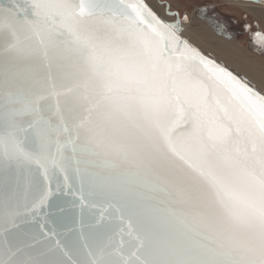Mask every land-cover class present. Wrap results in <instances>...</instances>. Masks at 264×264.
<instances>
[{"label":"snow or ice","instance_id":"1","mask_svg":"<svg viewBox=\"0 0 264 264\" xmlns=\"http://www.w3.org/2000/svg\"><path fill=\"white\" fill-rule=\"evenodd\" d=\"M171 8L0 0V264H264V95Z\"/></svg>","mask_w":264,"mask_h":264},{"label":"rangeland","instance_id":"2","mask_svg":"<svg viewBox=\"0 0 264 264\" xmlns=\"http://www.w3.org/2000/svg\"><path fill=\"white\" fill-rule=\"evenodd\" d=\"M169 3H171V5H172L171 11H180L184 15L186 14L188 16L189 22L187 24L190 25L192 30L200 32V31H205L204 29H207L208 32H210L209 35L211 36V39L209 40V42L211 44H215V46H217L218 42H220L222 40H224L228 43H231L233 46H235V48H237L239 50V52L242 54V57L244 59H246L248 62L252 63L253 65H255L258 68V70L264 74V57H260V56L256 55L255 53H253L250 49H248L244 39H241V40L236 42V41H232L226 37H223L221 35L216 34L202 20L196 18L194 13H195L196 9H198L199 7H201L203 5L213 4V5L220 6L219 9H221L222 14L231 18L232 20L243 21L245 19V20H249L252 22L253 21H257L259 23L261 22V25L264 29V22H262L259 18L252 16V14L250 12L244 10V8L233 6L232 4H230V2H227V0L226 1L225 0H157L158 5L155 7L154 10L157 11V13H159L162 8L164 10H166L167 5H169ZM247 3H249V2H247ZM255 5H257L259 7L264 6V4L263 5L255 4ZM187 24H185V25H187ZM198 48L201 51H203L205 53H209L212 56H214L215 58H217L214 54L210 53L209 51H205L200 47H198ZM217 60H219V59L217 58ZM229 68H231V67H229ZM231 69H233V68H231ZM239 74H241V73H239ZM241 75L244 76L243 74H241ZM258 89L264 93V90H262L260 87Z\"/></svg>","mask_w":264,"mask_h":264},{"label":"bare ground","instance_id":"3","mask_svg":"<svg viewBox=\"0 0 264 264\" xmlns=\"http://www.w3.org/2000/svg\"><path fill=\"white\" fill-rule=\"evenodd\" d=\"M146 2L149 3L154 9L158 5L157 0H146ZM227 2H230V4L233 6L244 8V10L250 12L252 15H255L258 18L264 17V6L259 7L255 4L244 1L227 0ZM165 13H167L166 10L162 8L158 14L165 19H168ZM183 27V36L187 38L194 46L197 48L200 47L203 50L214 54L226 67H231L234 71L243 74L256 87H260L262 90H264V74L261 73L255 65L244 59L242 54L237 48H235V46L224 40L218 42V45L215 46V44H211L209 42L211 36L209 35L210 32H208L207 29H204L206 32H199L192 30L188 24L184 25Z\"/></svg>","mask_w":264,"mask_h":264},{"label":"flooded vegetation","instance_id":"4","mask_svg":"<svg viewBox=\"0 0 264 264\" xmlns=\"http://www.w3.org/2000/svg\"><path fill=\"white\" fill-rule=\"evenodd\" d=\"M257 2H250L252 4H264V0H255ZM168 7V5H167ZM220 6L208 4L203 5L195 10L196 18L202 20L209 28L216 34L226 37L232 41H239L244 39L248 49L260 57H264V44H261L256 39V34L264 35V29L261 22L257 21H237L222 14ZM172 13L179 12L181 16L184 14L180 11H171ZM256 17L255 15H252ZM258 18V17H256ZM264 22V17H259Z\"/></svg>","mask_w":264,"mask_h":264},{"label":"water","instance_id":"5","mask_svg":"<svg viewBox=\"0 0 264 264\" xmlns=\"http://www.w3.org/2000/svg\"><path fill=\"white\" fill-rule=\"evenodd\" d=\"M234 1H244V2H257L255 0H234ZM166 12H168V7L166 9ZM201 51V50H200ZM203 55H205L207 58L212 59L213 61H215L217 64H219L220 66L224 67L226 70L231 71L233 74H235L236 76H238L240 79H242L245 83H247L250 87H252L254 90H256L258 93H260L261 95H264V93L259 90L253 83H251L247 78H245L244 76H242L241 74H239L238 72L234 71L233 69L226 67L222 62H220L219 60H217L214 56H212L209 53H205L203 51H201Z\"/></svg>","mask_w":264,"mask_h":264}]
</instances>
